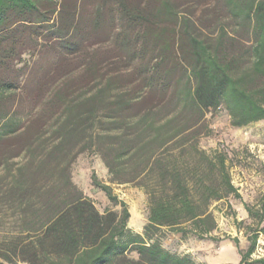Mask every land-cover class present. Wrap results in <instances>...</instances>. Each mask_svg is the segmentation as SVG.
<instances>
[{
    "label": "trees",
    "instance_id": "1",
    "mask_svg": "<svg viewBox=\"0 0 264 264\" xmlns=\"http://www.w3.org/2000/svg\"><path fill=\"white\" fill-rule=\"evenodd\" d=\"M218 110L264 121V0H0V264H203L163 239L222 241L213 207L242 199L228 155L200 148ZM89 151L146 193L143 234L96 172L120 210L74 181ZM245 209L249 246L230 239L264 264V200Z\"/></svg>",
    "mask_w": 264,
    "mask_h": 264
},
{
    "label": "rangeland",
    "instance_id": "2",
    "mask_svg": "<svg viewBox=\"0 0 264 264\" xmlns=\"http://www.w3.org/2000/svg\"><path fill=\"white\" fill-rule=\"evenodd\" d=\"M206 124L207 129L199 140L200 148L207 152L219 150L228 155L233 183L242 199L230 197L228 201L216 203L213 207L219 223L216 235L222 241H202L192 236L185 240L181 234L166 232L163 245L173 253L190 254L203 264H239L238 249L230 238H238L242 250H246L249 243L245 230L237 229L236 219L249 224L245 204L257 205L264 200V121L236 128L232 126L229 114L225 110H218L208 114ZM93 172L100 181L112 187L121 201L127 203L131 212L130 227L143 234L149 212L146 193L134 184L112 183L101 158L92 151L86 152L74 165V181L93 199L102 213L107 209L120 210V207L113 206L107 195L93 185ZM228 204L232 205L234 211L229 209ZM259 256H264V236L260 237L255 255Z\"/></svg>",
    "mask_w": 264,
    "mask_h": 264
},
{
    "label": "crops",
    "instance_id": "3",
    "mask_svg": "<svg viewBox=\"0 0 264 264\" xmlns=\"http://www.w3.org/2000/svg\"><path fill=\"white\" fill-rule=\"evenodd\" d=\"M143 228V227H142ZM137 231H139L138 229H137ZM239 260H240V256H239Z\"/></svg>",
    "mask_w": 264,
    "mask_h": 264
}]
</instances>
